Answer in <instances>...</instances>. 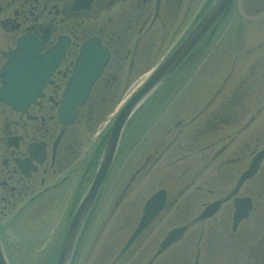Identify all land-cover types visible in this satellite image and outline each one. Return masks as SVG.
<instances>
[{
  "label": "rangeland",
  "instance_id": "obj_1",
  "mask_svg": "<svg viewBox=\"0 0 264 264\" xmlns=\"http://www.w3.org/2000/svg\"><path fill=\"white\" fill-rule=\"evenodd\" d=\"M193 1L194 5L203 2V0ZM207 3L202 6L205 7ZM249 3L253 7L257 5L255 12H250ZM235 6L233 5L224 17L225 23L221 29L219 28L210 36V38L213 37L212 40H208L207 44L213 43L210 52L204 60L202 58L199 60L197 67L195 64L193 65L190 76L195 77L180 84V90L167 104L164 101L156 102L159 95L154 97L149 104L147 102L146 109L143 107L147 110L146 113L138 111L125 127L122 138L124 141L127 140L129 147L121 152V158L116 163V168L110 175L109 184L104 190L103 199L94 212V218L92 217L90 223L94 227V231L91 230V234L85 240L83 253L78 260L79 264H91L95 256L98 258L102 255L104 257L99 258L95 264L100 262L110 264L107 254L114 247L116 256H118V248L137 222L143 201L150 193L159 188L168 190L167 205L128 249V252L131 253L143 251L142 263L138 262V264H143L148 259L149 254L155 250L158 241L168 228L183 222H188L186 238L184 237L169 251H182L184 243L189 241L184 252L191 258L199 253V264H250L254 260L257 250H264V159L257 175L246 181L238 190V195L252 198V209L249 216L239 223L235 232L230 234L232 212L230 201L223 203L221 209L213 217L201 222L192 221L199 214L204 203L224 197L232 190L237 176L246 167L250 155L264 144V0H240L238 7L243 12L241 17H238ZM192 18L191 16V22ZM179 36L180 34L172 38L169 36L168 43L148 66L156 64L164 55L167 47L170 48L175 44ZM230 44L232 45L228 48ZM234 52L236 55L233 61ZM200 65L206 66L205 69H201V74H197L196 71ZM139 75L141 74L136 75L133 79H124L114 103L105 114L98 116V120L96 116L93 129L89 134L90 137H95L104 121L109 117L108 114L142 80L143 75ZM199 75L200 78H198ZM225 76H227L226 79ZM196 80L197 83H195ZM216 87L220 92H229V94L236 88V96L241 98L236 105V111L239 114L243 113L241 123L244 124L255 111L253 114L254 123L237 136L234 135V130L239 124L227 126L222 131L223 138L214 139L216 143L211 147L208 158L201 156L196 158L194 156L196 153L191 154L194 156L192 158L191 156L185 158L186 153H191L192 150L188 149L186 142L181 141L182 138H177L174 145L175 148L178 143L183 145L178 147L176 152L172 151L173 147L171 144L169 145L171 132L164 142L160 143L161 147L167 145V149L160 153V148H158L153 153V156L158 155L157 161L153 164H143L142 171L137 177L130 180L129 177L133 174L134 169L144 160L147 153H150L153 146L156 145L157 139L164 134L167 127L176 120L175 118L187 114L193 115L194 111L197 113L199 108L203 107V104L210 99V93L215 91ZM197 92L198 94L195 95ZM197 96H200L199 102L204 101L202 105L196 103ZM203 98L207 100L205 101ZM186 121L191 120L187 118ZM188 125L190 127L187 130L195 128V133L202 124L189 122ZM230 139L232 140L229 145ZM194 140L195 142L191 141L190 147L193 146L195 150H198L203 145V139ZM222 145L227 146V150L222 156L227 157L225 159L228 161L221 165L215 163L218 162L217 160L210 162L209 157L214 155ZM181 156H184V159L180 158ZM237 157L239 159L233 161ZM126 182L127 188L123 193L120 205L113 215L107 213V209L115 201L119 189L122 188L120 185H124ZM64 199L65 197H62L61 193H53V195L41 199L39 205L35 203L25 209L19 217L12 212L7 216L5 215L7 212L0 214V220L4 223L2 225L3 246L10 264L52 263V253L62 236V229H59V226L64 215ZM50 205H54L55 212L46 218L41 216L44 220L47 219L44 223H38V220H34L33 224L24 223L27 219L39 216ZM5 218L10 219L4 222ZM103 220L105 221L103 228L100 229V234L96 235L95 232ZM212 227L216 229L214 237H218V242L213 241ZM229 234L231 247H228V241L223 246L224 236ZM93 237H99V240L89 250ZM56 238L58 239L54 243ZM166 253L167 250L164 254ZM110 256L112 257V254ZM162 257L159 261H163ZM113 264H117V262Z\"/></svg>",
  "mask_w": 264,
  "mask_h": 264
},
{
  "label": "flooded vegetation",
  "instance_id": "obj_2",
  "mask_svg": "<svg viewBox=\"0 0 264 264\" xmlns=\"http://www.w3.org/2000/svg\"><path fill=\"white\" fill-rule=\"evenodd\" d=\"M189 6L190 0H0V68L12 56H47L63 36L69 41L58 65L24 109L15 110L0 101V214L31 196H51L55 189L68 200L71 196L69 206L72 204L93 173L96 147L89 134L96 116L98 120L107 112L124 79L143 75L168 43V37L182 31L189 20ZM91 37L108 49L109 58L87 101L77 107L74 122L63 125L56 114L57 105L79 46ZM213 118L218 119L216 123L231 120L228 113L217 111L203 129L213 125ZM203 129L195 134L202 135ZM181 131L176 130L174 140ZM152 156L147 155L145 163L158 159ZM142 164L131 179L141 172ZM125 188L119 189L110 214L120 205ZM212 232L213 241L218 242L214 227ZM230 237L224 238L223 246L228 241L231 247ZM173 245L164 254L166 250L157 253V243L155 254L151 252L143 264H199V253L191 258L184 252L189 241L182 251H169ZM142 252L116 256L112 247L110 264L129 260L131 264L142 263ZM161 257L163 261H159Z\"/></svg>",
  "mask_w": 264,
  "mask_h": 264
},
{
  "label": "water",
  "instance_id": "obj_3",
  "mask_svg": "<svg viewBox=\"0 0 264 264\" xmlns=\"http://www.w3.org/2000/svg\"><path fill=\"white\" fill-rule=\"evenodd\" d=\"M231 0H216L210 7L205 11L199 21L193 26L185 38L180 44L172 51V53L164 60V62L155 70L149 79L137 90V92L127 101L119 112L114 124L109 132L107 144L104 152L100 158L99 166L95 174L94 180L89 187L88 191L80 201L79 205L75 209L70 223L68 225L66 234L64 236L57 260L55 264H69L72 250L75 245L79 230L86 217L87 212L94 200L98 186L104 177L110 162L112 160L116 142L122 126L136 108V106L151 94L154 89L164 81V79L177 67V65L185 58V56L191 51L198 40L204 35L207 29L212 25L220 13L225 9ZM108 53L94 40H89L82 45L80 54L77 58V62L74 66V71L70 82L67 84L66 89L63 93L62 101L59 105L58 116L62 123L71 122L75 116V107L77 104L84 102L87 98L88 91L94 79L97 77L99 72L102 70ZM9 65L7 64L4 68V76H7ZM50 70L48 71V73ZM21 79H15L10 82L9 79H3L5 90L9 84L20 85ZM16 86V85H15ZM36 90V89H35ZM34 90V91H35ZM37 91V90H36ZM8 90H6V93ZM31 95L24 99V102L28 101ZM3 100L8 101L7 98ZM10 102V101H9ZM16 108L20 106L14 105ZM264 154V149L258 152L255 156L251 168L246 171L242 177L250 176L257 166V162ZM236 201V199L234 200ZM238 206L240 207L238 216L236 218L244 217L247 215V211L250 208V202L248 198L237 199ZM236 201V202H237ZM164 203V191L160 190L155 193L147 201L144 207V214L141 220V227L144 226L153 215L162 207ZM218 206V201L209 205L198 218L209 215ZM140 229H138L139 231ZM181 229H176L174 232H178ZM136 231V232H138ZM169 240H165L162 246L167 244ZM0 264H8L1 242H0Z\"/></svg>",
  "mask_w": 264,
  "mask_h": 264
}]
</instances>
